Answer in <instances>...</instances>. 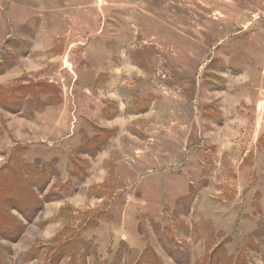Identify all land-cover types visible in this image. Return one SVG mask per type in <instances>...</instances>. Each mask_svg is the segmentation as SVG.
I'll use <instances>...</instances> for the list:
<instances>
[{
	"label": "rangeland",
	"instance_id": "rangeland-1",
	"mask_svg": "<svg viewBox=\"0 0 264 264\" xmlns=\"http://www.w3.org/2000/svg\"><path fill=\"white\" fill-rule=\"evenodd\" d=\"M0 264H264V0H0Z\"/></svg>",
	"mask_w": 264,
	"mask_h": 264
}]
</instances>
